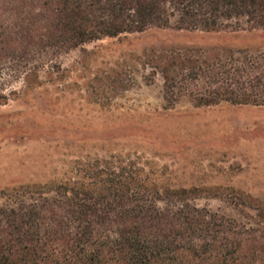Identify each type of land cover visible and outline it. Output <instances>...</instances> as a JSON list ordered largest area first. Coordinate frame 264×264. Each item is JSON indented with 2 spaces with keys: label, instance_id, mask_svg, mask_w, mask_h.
<instances>
[{
  "label": "rangeland",
  "instance_id": "obj_1",
  "mask_svg": "<svg viewBox=\"0 0 264 264\" xmlns=\"http://www.w3.org/2000/svg\"><path fill=\"white\" fill-rule=\"evenodd\" d=\"M228 51L264 57V30L105 38L36 55V70L12 82L4 65L0 194L54 196L55 186L126 168L146 187L190 191L199 208L264 233V106H198L202 81H187L167 107L157 69L172 53L212 59Z\"/></svg>",
  "mask_w": 264,
  "mask_h": 264
},
{
  "label": "trees",
  "instance_id": "obj_2",
  "mask_svg": "<svg viewBox=\"0 0 264 264\" xmlns=\"http://www.w3.org/2000/svg\"><path fill=\"white\" fill-rule=\"evenodd\" d=\"M151 29L264 30V0H0V72L7 65L12 82L41 53ZM235 55L166 56L157 69L167 107L187 81H202L198 106H264V57ZM53 191L0 194L14 201L0 202V264H264V233L199 208L190 191L146 187L126 168Z\"/></svg>",
  "mask_w": 264,
  "mask_h": 264
}]
</instances>
